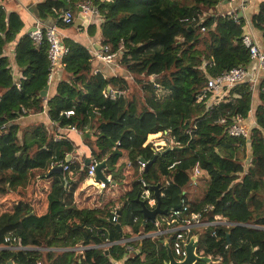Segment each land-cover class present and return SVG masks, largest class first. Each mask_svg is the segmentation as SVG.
<instances>
[{
    "label": "trees",
    "instance_id": "1",
    "mask_svg": "<svg viewBox=\"0 0 264 264\" xmlns=\"http://www.w3.org/2000/svg\"><path fill=\"white\" fill-rule=\"evenodd\" d=\"M221 1L94 0L100 23H91L87 31L90 35L100 32L101 46L109 45L117 55L114 60L119 56L117 62L126 72L106 76L95 70L88 48L62 36L68 51L56 67L60 80L55 93L46 102L54 123L51 129L43 123L17 121L43 110L40 92L48 85V42L43 38L34 43L25 34L18 38L13 58L7 56L5 47L17 38L23 21L18 12L0 5V203L5 205L6 194L33 187L28 194L31 206L19 202L0 209V245L7 235L25 246L94 245L84 249L83 255L69 250L2 249L0 264L9 258L13 264H37V260L40 264H114L125 256V264H166L168 246L182 259L174 251L175 232L167 243L168 235L118 242L157 228L155 222H144L136 200L141 198L137 159L130 168L133 188L118 204L110 199L99 207L80 208L64 202L67 186L76 178L87 179L85 167L65 161L75 147L58 129L71 126L83 134L95 132L91 154L106 162L111 182L122 184L129 175L124 172L127 163L119 162L127 152L145 149L149 157L141 158L153 161L140 176L149 188L159 184L161 208L170 217L176 205L186 207L172 226L183 224L191 213H199L203 221H215L217 215L225 220L189 229L185 242L196 236L197 253L212 260L220 257L221 264H264V76L255 89L246 78L219 101L209 103L208 77L239 65L251 70L255 64L242 40L244 18L237 12V20L231 13L211 12ZM62 8L61 0L35 5L39 18L54 17L59 27L68 28L73 23L58 19ZM251 23L264 39V3ZM251 108L256 125L249 137L229 136L226 128L232 119L249 121ZM68 110L73 114L66 115ZM164 130L177 142L175 148L162 152L169 145L160 150L151 144L143 146L149 134ZM60 164H68V169L47 174ZM195 168L199 169L196 175ZM38 175L42 177L37 179ZM45 181L47 186L40 187ZM192 184L201 191L195 198ZM115 214L120 231L112 220ZM108 241L113 243L105 248ZM195 264L212 263L199 260Z\"/></svg>",
    "mask_w": 264,
    "mask_h": 264
},
{
    "label": "crops",
    "instance_id": "2",
    "mask_svg": "<svg viewBox=\"0 0 264 264\" xmlns=\"http://www.w3.org/2000/svg\"><path fill=\"white\" fill-rule=\"evenodd\" d=\"M42 0H9V2H14L16 4L15 8L7 9L15 10L18 12L20 18L23 21V27L20 31V33L17 35V38L11 42L8 43L5 47L4 53L9 56L10 58H13L14 55V46L16 45V42L18 41V38L28 34L30 30L34 28V26L39 23L41 27H45L47 25H55L58 29V32L60 36H65L72 38L73 40L79 41L80 43L84 44L89 52L91 53V56L93 57V65L95 67V70H101L104 75L106 76H116L121 75L122 73H125V69H123L116 61L112 63H104L103 61L95 58V53H98L101 51V44H100V32L95 33L94 35H90L87 31V27L91 24V22H88L86 26H84V22L86 18H82L81 22L77 24H72V26L68 28H61L56 23V18L54 17H48L47 19H41L38 17L36 11H35V5L36 3L40 2ZM1 2V1H0ZM71 2V0H69ZM264 3V0H240L236 2H231L228 0H222L221 2L217 3L212 9L211 12L215 13H232L237 12L239 16H242L244 18V32L243 34H249L252 35L255 40L257 41V44L264 48V39L262 37V32L258 29H256L252 23L251 19L254 15H256L259 12L260 4ZM2 4V3H1ZM12 4V3H11ZM4 6V5H3ZM5 7V6H4ZM236 13V14H237ZM78 16V13H76V17ZM76 19V18H75ZM255 65H252V69L255 68ZM13 71L16 76L20 75V72L18 71L16 65L12 63ZM60 80L59 73L56 71L53 76L50 83H48V88L46 91V95L43 97V110L41 112L37 113H29L27 115H23L19 117L17 120L21 125H26L29 123H43L46 125L49 129H51L54 125V123L50 120L47 111H46V102L47 100L55 93L57 82ZM253 107L255 106L256 102L255 99H253ZM252 107V108H253ZM58 134H63L66 137H69L73 140L74 143V151L66 156V162L68 163H79L81 167L87 166L85 163L86 160L92 156L91 152V145H94V133L93 131L89 132H83L77 128L71 129V128H59ZM56 137H59L55 135ZM149 157L148 152L145 149H136L131 152H127L122 159H120L121 162H126L127 165L125 167V174H129L125 176L123 179V183L119 184L117 182H111L110 184H107L105 187H102V190H100V186L96 185L95 182H98L99 180H95L94 178H88L89 182L79 185L78 181L74 179L68 186H67V192L64 196V202L66 204L75 203L78 207H99L101 205H104L107 201L110 199L115 200V204L119 203V198L130 191L132 187V181L134 180V177L132 175V172H130L131 163L133 160L137 159L140 160L141 157ZM61 165V164H60ZM107 170V164L106 167L103 169V173L105 176H110L111 174L106 172ZM92 188H96L99 191L97 192H87L86 195L83 197L80 196L81 194L78 193L80 191L89 190ZM103 192V193H102ZM101 193V194H100ZM119 206V205H118ZM161 215H158L156 218L155 225L157 228L153 231H150L145 234H139V235H131L126 239L127 241L132 240H140L144 237H157L161 235H168L166 239V243L169 241L171 234L175 232V228L177 225L172 226L171 222H174L172 220V217L164 216V220L160 218ZM198 227V226H196ZM194 240L197 241L196 236L192 237ZM123 239V238H121ZM120 239V240H121ZM113 242V241H112ZM115 242V241H114ZM94 245L90 244L87 246H84V249L93 247ZM28 249L37 250L40 252H48V251H76L83 255V250H75L74 248H60V247H47V246H29ZM2 250V249H0ZM11 251V250H10ZM201 254V252H198ZM127 256H125L126 258ZM125 258L121 260H115L113 261L114 264H125ZM39 261V260H37ZM36 261V262H37Z\"/></svg>",
    "mask_w": 264,
    "mask_h": 264
},
{
    "label": "built area",
    "instance_id": "3",
    "mask_svg": "<svg viewBox=\"0 0 264 264\" xmlns=\"http://www.w3.org/2000/svg\"><path fill=\"white\" fill-rule=\"evenodd\" d=\"M231 2H236L240 0H228ZM76 13H81L83 17L87 18V23H100V12L98 6L95 4L94 0H71L69 2L68 0V8H62L60 11V14L58 16V19L66 25L72 24L76 18ZM233 17L235 20H237L236 12H232ZM29 37L33 40L34 43H39L43 38H45L48 42V59H49V72L47 76L48 83L51 82L53 74L56 72V67L60 66V60L65 54L68 49L67 47H63L61 43V36L58 32V29L55 25H47L45 27H41L39 23H37L32 30L28 32ZM243 43L249 48L250 58L255 61V68L249 69L246 66L239 65L230 68L229 70H226L220 74H217L214 77H208L206 82V90L210 91L212 93L211 99L209 103L217 102L219 101L230 89L232 86L236 85L239 82L244 81L246 78H248V81L251 84V88L255 89L258 80L259 75L263 74L264 76V48H261L258 44L255 38L252 35L244 34L242 37ZM116 56V53L110 52L109 45H104L98 53H95V58L103 61L104 63H112L114 61V58ZM113 96V95H112ZM205 96V91L203 94L199 96V99H202ZM66 115L73 114L72 110H68L65 112ZM250 119L249 121H245L241 117H235L232 120V123L228 125L226 128L227 134L232 137H249L251 133V129L253 126L256 125V120L253 115L252 108L250 110ZM222 122L224 119L221 120ZM71 129H74V126L70 127ZM156 133L149 134L143 143V146L147 144H151L153 147H164L166 145L173 146L177 142H175L174 138L169 134L168 130H164L160 132L159 134L164 135V137L158 141L156 139L158 138L155 136ZM139 181L141 184V192L140 196L141 199H144L148 205L152 206L155 204L156 199L152 195V190L148 187L146 181L140 176V173L144 170V168L147 165L148 160H139ZM99 163V161L96 159V157H90L89 162L86 166V174L88 178H94L95 172H96V166ZM63 171H66L68 169V164H64L62 166ZM195 175L199 173V169L195 168ZM106 181L99 180L98 182H95L96 185L100 187H105L108 183L111 182L110 176H106ZM182 205L178 209H173L172 220L174 221V217H178L180 213L184 210H186V207ZM117 214L113 215L112 220L116 222ZM156 222V221H155ZM222 222L224 223L225 220L222 219L220 215L216 216L215 221H203L201 220V216L199 213H191L190 217L183 223L177 225L175 228V240H174V251L178 255H182V258L185 255L184 246L186 244L185 237L186 233L189 231L191 227L196 226H207V225H214L216 223ZM255 226V225H253ZM118 242L120 243H127L126 239H121ZM113 242L108 241L103 244L105 248L110 246ZM29 246L22 245L18 239L12 235H7L4 238V242L0 245V249H7L11 251H18V250H24L28 249ZM84 246H78L75 247V250H83ZM129 250H131V246H128ZM199 254V253H198ZM210 262L212 264H221V258H217L215 260H212L210 258ZM37 264H40L39 261H37Z\"/></svg>",
    "mask_w": 264,
    "mask_h": 264
},
{
    "label": "water",
    "instance_id": "4",
    "mask_svg": "<svg viewBox=\"0 0 264 264\" xmlns=\"http://www.w3.org/2000/svg\"><path fill=\"white\" fill-rule=\"evenodd\" d=\"M61 1L64 4V8L67 9L68 8V0H61ZM0 5H1V2H0ZM240 14H241V12H240ZM82 18H84L83 15L81 13H78V16L76 17L74 24H77V23L81 22ZM86 24H87V18H86V20H85L83 25L86 26ZM47 88H48V85H46L44 87V89L40 92L41 96L44 97L46 95ZM172 148H175V147L167 146L165 149H163L162 152H165V151H167L169 149H172ZM140 159L144 160L143 158H140ZM152 161H153V159L148 161L147 165H150L152 163ZM88 162H89V159H87L85 163L88 164ZM105 167H106V162L105 161H101V162H99L97 164L95 177H94L95 180H101V181H106L107 180L106 176L103 173V169ZM53 172L62 173L63 172L62 165H54V166H52L49 169L47 174H51ZM150 188L152 189L154 197L156 199V204H155L154 207H149L147 205V202L144 199H141L139 197L136 198V200L142 206V213H143L144 222L147 221V220L155 222L158 215H166V216L168 215V212L165 209H162L161 206H160L161 193H160L159 184L151 185ZM100 190H102V187H100ZM180 206L181 205L178 204V205H176L174 207V209H178V208H180ZM117 213L119 214L120 211H118ZM115 226H116L118 231L121 230V226H120L119 222H116ZM196 246H197V241L194 240L191 237L190 240L184 246L185 255H184V257L182 259H177L174 256L171 248H169V246H168L167 247L168 248V261L166 262V264H195V262L199 261V260L210 261L209 257L203 256V255L198 254L196 252ZM105 253L108 254V250H105ZM6 264H13L12 259L9 258L7 260V262H6Z\"/></svg>",
    "mask_w": 264,
    "mask_h": 264
},
{
    "label": "rangeland",
    "instance_id": "5",
    "mask_svg": "<svg viewBox=\"0 0 264 264\" xmlns=\"http://www.w3.org/2000/svg\"><path fill=\"white\" fill-rule=\"evenodd\" d=\"M1 1V3H2V5H4L5 6V8L6 9H10V8H15L16 7V4H14V2H9V0H0ZM117 56V55H116ZM119 58V56L118 57H116V59L114 60V61H116L117 59ZM113 61V62H114ZM259 77H262V75L260 74L259 75ZM93 131V130H92ZM160 132H157L156 134H155V136L154 137H158L157 139H156V141H158V140H160V139H162L163 137H164V135H162V134H159ZM156 149H158V150H160V149H162L163 147H155ZM230 151H232V150H230ZM232 153H234L233 151H232ZM249 153V152H248ZM242 153H241V151H240V155H241ZM238 155V154H237ZM90 157H93V156H90ZM89 157V158H90ZM240 157H242V156H240ZM88 158V159H89ZM42 177V175H38L37 176V179H40ZM133 177H134V175H133ZM36 180V179H35ZM76 180L78 181V183H79V185H83V184H85V183H87V181L89 182V180L88 179H83L82 181H79L77 178H76ZM204 182L205 181H202L201 183H203L204 184ZM47 184H48V181H45V182H42V183H40V187H46L47 186ZM192 187L194 186L195 187V190H193V192H194V194L192 195V197L193 198H195V197H197V196H199V194H200V190H198V188H196V184H192L191 185ZM33 188V187H32ZM32 188H28L27 190H22V191H16L15 193L13 192V193H9L8 195L6 194V195H4L3 196V198H2V201H5V205H2L1 203H0V209H4L6 206H12V205H14L15 203H27V205H30L31 206V204H32V201H30L29 199H30V195H28L29 194V192H31L32 191ZM38 189V188H37ZM90 191H93V192H98L99 190L97 189L96 190V188H92L91 187V189H89L88 191L87 190H85V191H80L79 193H78V196H79V194H81L80 196H84V195H86V193L87 192H90ZM103 193V192H102ZM101 194V193H100ZM40 196V195H39ZM37 197V196H36ZM17 199H20L19 201L17 200ZM15 200H17V201H15ZM1 201V200H0ZM13 201H14V203H13Z\"/></svg>",
    "mask_w": 264,
    "mask_h": 264
}]
</instances>
